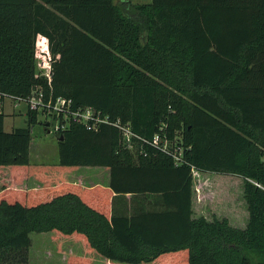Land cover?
<instances>
[{"label": "trees", "instance_id": "trees-1", "mask_svg": "<svg viewBox=\"0 0 264 264\" xmlns=\"http://www.w3.org/2000/svg\"><path fill=\"white\" fill-rule=\"evenodd\" d=\"M38 60L51 62L50 84ZM38 87L147 141L175 140L184 160L136 139L128 149L112 126L72 124L55 135L57 164L31 163L40 113L6 132L0 106V173L42 182L1 187L0 263H28L31 234L54 231L127 264H264V0H0V93ZM82 167L109 169V184L42 174ZM192 167L243 177L244 228L193 216Z\"/></svg>", "mask_w": 264, "mask_h": 264}, {"label": "rangeland", "instance_id": "rangeland-1", "mask_svg": "<svg viewBox=\"0 0 264 264\" xmlns=\"http://www.w3.org/2000/svg\"><path fill=\"white\" fill-rule=\"evenodd\" d=\"M122 1H130L133 4H150L153 0H118V2ZM40 61L41 60H38L37 63L38 71V64H40ZM3 109L5 114L6 132H11L15 128H24L28 126V107L25 103L18 104L14 103L11 100H6ZM47 124H52L51 119L43 114H40L38 124L32 128V143L30 150L31 163L55 165L59 162L58 140L54 134L50 133V126H46ZM42 174L49 177L51 183L54 185L66 181L78 183L83 186H91L104 181L106 171L104 168L99 167H82L71 171H62L58 169L48 168L47 171L43 172ZM202 175L203 174L201 173L199 178H201ZM242 180L244 182L243 178ZM6 183L11 184L14 187L23 188H37L42 185L40 174H33L24 182H22V184H13L12 179L10 177V168H3L2 172L0 173V189ZM198 184L201 185V181H198ZM199 190L201 191L200 188ZM121 205L125 206V201L124 203H121ZM248 218L249 216L247 215V218H245L244 222H241L240 220V222H238L239 224L232 225L244 228L248 222ZM31 237L33 243L29 251V261L28 263L24 264H68V256L72 254L85 256L87 258V262L85 264L121 263H114L115 261L113 260L112 263H109L108 260H104L94 255H92V257H87V245L83 241L78 239L75 240L73 237L66 238L60 234H57L54 231L44 233H32ZM153 263L159 264L158 262Z\"/></svg>", "mask_w": 264, "mask_h": 264}, {"label": "built area", "instance_id": "built-area-1", "mask_svg": "<svg viewBox=\"0 0 264 264\" xmlns=\"http://www.w3.org/2000/svg\"><path fill=\"white\" fill-rule=\"evenodd\" d=\"M38 66L39 73L48 79V83L50 84L52 80L51 62L40 61ZM6 100H11L18 104L25 103L28 110L49 117L52 121V124H48L51 134L57 135L61 131L68 129L72 124L83 125L90 131H96L100 127L107 125L121 132L124 144L128 149H134V140L136 139L167 153L174 159L176 165H180L184 160V148L177 141H172L161 134L155 135L152 141H147L134 134L130 125L123 124L120 119L113 120L109 115L93 107H76L72 99L55 97L52 92L45 93L40 87L36 88L28 98H17L0 93V106L3 107ZM201 173L200 170L192 167L194 180L199 181ZM197 191H200L199 188Z\"/></svg>", "mask_w": 264, "mask_h": 264}, {"label": "crops", "instance_id": "crops-1", "mask_svg": "<svg viewBox=\"0 0 264 264\" xmlns=\"http://www.w3.org/2000/svg\"><path fill=\"white\" fill-rule=\"evenodd\" d=\"M104 169L106 171L104 181L97 184L108 185L110 182L109 169ZM202 174L203 177L201 176L199 180V182L201 181V185L198 184V181L193 179V216H204L209 220H212L214 217L219 219L227 218L231 224H239L238 222H240V220L241 222H244L245 218H247V215L249 216V212L247 209L246 200L244 198L243 177L235 174L211 172H202ZM198 188H200L201 191L198 192ZM126 196L130 198L131 194H127ZM118 207H123V205H119ZM64 237H73L75 240H77L74 236ZM86 252H88L87 257H92V255H94L104 260H108L109 263H112V260L104 257L95 250L90 251L88 246L86 247ZM153 262L149 264H155ZM114 263H117V261ZM68 264H71L69 262V258Z\"/></svg>", "mask_w": 264, "mask_h": 264}, {"label": "water", "instance_id": "water-1", "mask_svg": "<svg viewBox=\"0 0 264 264\" xmlns=\"http://www.w3.org/2000/svg\"><path fill=\"white\" fill-rule=\"evenodd\" d=\"M60 140H62V138Z\"/></svg>", "mask_w": 264, "mask_h": 264}]
</instances>
